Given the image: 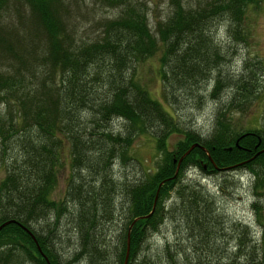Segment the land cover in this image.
I'll return each mask as SVG.
<instances>
[{
	"label": "trees",
	"instance_id": "obj_1",
	"mask_svg": "<svg viewBox=\"0 0 264 264\" xmlns=\"http://www.w3.org/2000/svg\"><path fill=\"white\" fill-rule=\"evenodd\" d=\"M19 1L25 9L0 0V225L9 222L0 227V264H121L126 231L125 264H264V128L243 130L226 114L243 109L264 69L243 60L240 72L219 74L235 50L220 51L213 35L223 20L224 34L245 43L244 10L258 0H168L153 32L139 0H94L117 12L92 40L69 20L83 0ZM151 56L169 109L184 90L217 102L227 92L210 134L183 127L151 98L135 70ZM141 134L160 154L153 172L113 177L112 164L133 159L126 151ZM64 147L69 174L57 202L50 194ZM194 169L247 173L257 231L226 218L212 191L187 179ZM64 215L75 239L65 254L56 233ZM165 218L172 236L149 240Z\"/></svg>",
	"mask_w": 264,
	"mask_h": 264
},
{
	"label": "rangeland",
	"instance_id": "obj_2",
	"mask_svg": "<svg viewBox=\"0 0 264 264\" xmlns=\"http://www.w3.org/2000/svg\"><path fill=\"white\" fill-rule=\"evenodd\" d=\"M18 3L20 2L17 0ZM143 3L146 8V17L148 18V27L153 32V24L157 20L163 19L165 13L168 12L169 6H167L168 0H139ZM187 4L193 5L194 2L200 0H183ZM24 7L25 5L20 2ZM20 5V9L22 6ZM116 9H109V7H101L98 2L94 0H83L79 6L72 10L70 13L71 17L69 20L71 22H78V28L76 32L80 35L82 39L92 40L98 34L99 23L103 22L104 19L113 18ZM12 18L16 20L17 18L14 14H11ZM10 17V16H8ZM6 18V17H5ZM86 18H90L95 23L87 21ZM8 18H6L7 20ZM9 19V20H10ZM100 21V22H99ZM243 28L247 32V41L245 43H236L232 37H227L224 34V21H218L215 31L213 32L215 45L218 46L220 51L230 53L231 50H235L232 54H227L226 59L219 65V74L231 75L236 72L241 71L242 61L245 60L246 63H260L263 65L264 69V0H258L257 7L248 6L244 10V18L242 20ZM215 33V34H214ZM216 35V36H215ZM157 66L158 61L154 56L147 58L145 62L137 64L135 67L136 78L140 80L144 85L145 89L152 96L151 98L160 102L166 110L172 111L175 115L177 122L188 129H193L198 131L201 136L210 134L211 125L213 124V114L216 111V106H220L227 98V92L222 91L219 95L220 101L216 99L207 98L206 94L201 97V101L195 98V91L188 93L189 91H182L180 96H178V105H173L169 109L166 105L165 100L162 99V93H160L159 86L160 80L157 78ZM215 70V69H214ZM213 70L212 75L216 73ZM261 76H257V90L252 94V97L248 98L243 102V109L232 110L230 113H226L234 123L238 124L240 127L250 130L257 128H264V70H262ZM258 75V74H257ZM211 80L207 82V92L210 90ZM229 93V92H228ZM227 97V98H226ZM224 99V100H223ZM225 114V115H226ZM113 129L119 130L122 126L120 123L114 120L110 122ZM178 136L172 135L168 139L167 147L170 150L177 142ZM130 147L126 151V154L131 161L125 162L124 164L114 162L112 175L113 177L125 176L126 179L131 180L134 178H141L145 172L151 173L156 167L158 160L160 159V154L154 152V143L147 134H141L135 137L130 142ZM60 163L57 166V183L54 185V190L50 194V198L61 201L62 194L64 193V186L68 179L69 167H68V157H66L67 149L62 148L60 150ZM187 179L190 181H199L201 185L205 186L207 189L212 191L216 196V200L219 204V209L228 219H233L234 221H243L246 224H250L256 230L257 223L254 220V214L250 210V202L252 201V189L250 188L251 182L247 177V173H242L239 170L231 171L225 170L224 172H217L215 175H205L200 174L196 169L187 170ZM4 176V170L0 165V178ZM221 186V187H220ZM66 216L59 218V227L56 233L60 242L57 244L64 254L66 251H71L74 247L75 239L73 238V231L70 229V224L66 223ZM172 224L169 218H165L158 223V227L155 231L151 232L149 235V240L161 242L166 238L172 236ZM257 231V230H256ZM258 233H256V236ZM71 243H67V242Z\"/></svg>",
	"mask_w": 264,
	"mask_h": 264
},
{
	"label": "water",
	"instance_id": "obj_3",
	"mask_svg": "<svg viewBox=\"0 0 264 264\" xmlns=\"http://www.w3.org/2000/svg\"><path fill=\"white\" fill-rule=\"evenodd\" d=\"M196 145H197V144H193L192 146H190L189 148H187V149L185 150V153L183 154V156H184L185 154H187V153L190 151V149L193 148V146H196ZM183 156H182V157H183ZM182 157H181V158H182ZM181 158H179V159L177 160L178 162H177L176 168L178 167V164H179ZM176 168L174 169V172L176 171ZM175 174H176V172L174 173V175H175ZM154 200H156V194H155V196H154ZM152 204H153V205H152L151 211H153V209H154V201H152ZM151 211H149V212L146 214V216H149L148 214L151 213ZM146 216H144V217H146ZM144 217H142V218H144ZM132 222H133V221H131V223H132ZM8 223H9V222H4V223H2V224L0 225V227L3 226L4 224H8ZM131 223H130V224H131ZM130 224H129V225H130ZM129 225H128V226H129ZM126 237H127V238H126L127 240H126V242H125V247H126V249H125V253L123 254V257H124V259H123V263H121V264H125L126 261H127V257H126L127 252H128V247H127V242H128L127 231H126Z\"/></svg>",
	"mask_w": 264,
	"mask_h": 264
}]
</instances>
